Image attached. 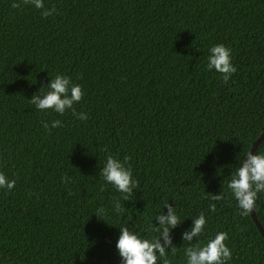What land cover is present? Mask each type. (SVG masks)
<instances>
[{"label":"trees","instance_id":"trees-1","mask_svg":"<svg viewBox=\"0 0 264 264\" xmlns=\"http://www.w3.org/2000/svg\"><path fill=\"white\" fill-rule=\"evenodd\" d=\"M12 3L0 0V171L16 184L0 190V262L120 264L119 228L151 238L170 203L183 222L170 264H186L181 233L201 213L199 242L223 231L228 264H264V237L227 187L264 132V0H44L46 18ZM221 43L228 82L207 69ZM57 73L81 85L87 120L31 104ZM109 155L137 182L127 198L101 179Z\"/></svg>","mask_w":264,"mask_h":264},{"label":"clouds","instance_id":"clouds-1","mask_svg":"<svg viewBox=\"0 0 264 264\" xmlns=\"http://www.w3.org/2000/svg\"><path fill=\"white\" fill-rule=\"evenodd\" d=\"M31 5L36 9H42L41 16L48 17L55 13L54 8H45L44 0H13L12 7L20 8L22 5ZM231 49L224 44H214L209 48L207 57V69L215 70L221 74L224 82H228L237 71L232 62ZM47 91L42 92V89ZM34 94L30 102L38 111H52L63 115L71 110L73 116L79 120H87V114L77 112L74 105L83 98L81 85L72 81L71 77L57 73L50 78L46 85H43L38 93ZM62 122L59 119L43 122L46 130L60 127ZM261 144L258 151L253 154L248 151L244 158L239 160V167L232 173L227 187L232 197L237 202L238 209L242 216L251 215L253 211L258 213V199L264 194V148ZM101 179L110 184L117 192L127 195L133 194L136 190L135 181L131 168L126 166V161L107 156L105 163L100 170ZM67 183L70 177L65 176ZM16 181L11 179L4 171H0V190L11 191ZM209 200H220L222 195L207 193L204 197ZM163 210L156 216L154 231L156 235L151 238L142 236L139 232L130 230L128 227L119 228V236L115 242V248L120 258V264H170L169 253L176 254L177 247L173 242V230L182 225L180 216L170 203L166 204ZM215 209V204L211 205ZM114 210L117 214H123L125 209L116 203ZM96 216L102 219L106 215L103 207L97 208ZM104 220V219H102ZM105 221V220H104ZM191 226L181 233L183 242L187 241L190 246L184 249L186 264H228L232 259V251L227 246V233L220 231L214 237H209L206 242H199V237L205 232L207 218L203 213L192 219ZM154 223V222H153ZM194 238L198 241L191 246ZM2 264V262H0Z\"/></svg>","mask_w":264,"mask_h":264},{"label":"water","instance_id":"water-1","mask_svg":"<svg viewBox=\"0 0 264 264\" xmlns=\"http://www.w3.org/2000/svg\"><path fill=\"white\" fill-rule=\"evenodd\" d=\"M263 142H264V132H263V134H262V135H261V136H260V137H259L254 143H253V146H252V148H251L250 151H251L253 154H255V153L257 152L258 148L260 147V145H261ZM251 216H252L253 221L255 222V224H256L258 230L260 231L261 235L264 237V228L262 227V225H261L260 221L258 220V218H257V216H256V214H255L254 211L251 213Z\"/></svg>","mask_w":264,"mask_h":264}]
</instances>
